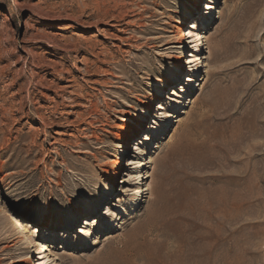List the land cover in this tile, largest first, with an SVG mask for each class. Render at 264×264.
I'll use <instances>...</instances> for the list:
<instances>
[{
	"label": "rangeland",
	"instance_id": "1",
	"mask_svg": "<svg viewBox=\"0 0 264 264\" xmlns=\"http://www.w3.org/2000/svg\"><path fill=\"white\" fill-rule=\"evenodd\" d=\"M189 5L0 0V264H264V0Z\"/></svg>",
	"mask_w": 264,
	"mask_h": 264
},
{
	"label": "bare ground",
	"instance_id": "2",
	"mask_svg": "<svg viewBox=\"0 0 264 264\" xmlns=\"http://www.w3.org/2000/svg\"><path fill=\"white\" fill-rule=\"evenodd\" d=\"M201 1L202 0H188V2H189V7H188V12H190V13H194L195 12V10H197L198 9V6H199V4L201 3ZM124 14V13H123ZM125 15V14H124ZM183 16L184 17H186L187 16V11L186 12H184L183 13ZM181 25H182V22L180 21L179 22V24L178 25H176V30H177V34H178V36H177V38H176V41H175V45H177L176 46V52L171 56V59H172V62H171V64H172V67H171V69L172 68H176V70L178 71V70H182V65H183V50H182V46H181V44H183V43H190V44H192V43H194L195 41H196V39L194 38V39H192L193 38V34L191 33V32H188L187 33V35H189V36H186L185 38L187 39V41L186 42H183V40H182V35L179 33L180 32V29H181ZM175 33V32H174ZM190 39H192V40H190ZM204 47H202L201 48V50H202V54L201 55H203V57H201V60H200V65H199V69L201 68L202 70H203V67H206L207 66V62H206V59L208 58V56L206 55L207 53H209L210 52V49H211V45H210V41L208 40V39H206V41H205V43H204ZM194 46V45H193ZM188 47V46H187ZM197 47H198V44L197 45H195L194 46V48H196L197 49ZM198 50V49H197ZM206 53V54H205ZM173 77L174 76V74H173V72L170 74V77ZM172 77H171V79H172ZM168 79L169 78H167L166 77V79H164V82L163 83H165V80H167L168 81ZM170 81V80H169ZM171 82V81H170ZM169 84V83H168ZM163 89V88H162ZM164 98H165V96H164ZM164 98H162V99H164ZM164 105V104H163ZM149 107L151 106V103L149 102V105H148ZM33 107V106H32ZM38 107V106H37ZM44 107V106H43ZM42 107V108H43ZM162 106H160V105H158V107L156 108V109H160ZM163 110H165V105L161 108V115H163ZM160 112V111H159ZM42 113V112H41ZM39 114V113H38ZM44 116V115H43ZM44 117H46V116H44ZM43 117V118H44ZM45 119V118H44ZM141 124V122H140V120H139V117H137L136 115H134L133 116V120H132V122H129L126 126H123L124 127V129L122 130V132L121 133H119V138H120V142H121V145H122V148L123 149H125V148H127V145H128V141H129V139H131L134 135H135V132L137 131V128L139 127V125ZM159 147V145L157 144L156 145V148H158ZM123 163V159L121 158V157H119L118 159H117V161H116V163H115V165L113 166V168L111 169V172L109 173V175H108V179H110L111 181H112V183L114 184L116 181H117V176H118V174H119V172H120V169H121V164ZM139 164H142V163H144V162H138ZM141 180H143L142 179V177H141ZM143 189L142 188H138L137 189V192H138V195H140L141 194V198H142V196H143V191H142ZM110 190H108L107 192H109ZM117 191V190H116ZM140 198V199H141ZM135 204L138 206V204H137V202H135ZM132 209V208H131ZM113 214V213H112ZM112 214H109L108 216H107V218H106V220L108 221L111 217H112ZM151 216V215H150ZM74 218H76V217H74ZM74 218H72V219H74ZM71 219V220H72ZM70 220V221H71ZM69 221V222H70ZM110 221V220H109ZM108 221V222H109ZM69 222H66V223H64V224H67V223H69ZM111 222V221H110ZM81 232H82V230H80ZM85 232H91V230L90 229H88V228H86L85 229V231H84V233ZM90 234V233H89ZM47 236H49V233L47 234ZM11 241V240H10ZM37 241V242H36ZM35 242L37 243L36 245V247H34V256H38V257H36V259L34 260V263L35 264H40V262H39V259H41V258H44V257H46V253L48 252V247H49V245H47V247H46V242L44 241V240H35ZM21 260H24V259H21ZM25 261H27V259L25 260ZM53 261V260H52ZM27 262H29V261H27Z\"/></svg>",
	"mask_w": 264,
	"mask_h": 264
},
{
	"label": "built area",
	"instance_id": "3",
	"mask_svg": "<svg viewBox=\"0 0 264 264\" xmlns=\"http://www.w3.org/2000/svg\"><path fill=\"white\" fill-rule=\"evenodd\" d=\"M185 36H189V35H187V33H186V35Z\"/></svg>",
	"mask_w": 264,
	"mask_h": 264
}]
</instances>
